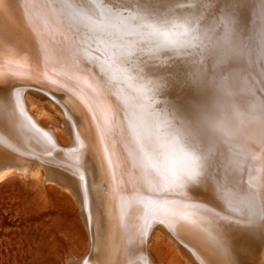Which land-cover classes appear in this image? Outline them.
Returning a JSON list of instances; mask_svg holds the SVG:
<instances>
[{
  "label": "snow or ice",
  "instance_id": "obj_1",
  "mask_svg": "<svg viewBox=\"0 0 264 264\" xmlns=\"http://www.w3.org/2000/svg\"><path fill=\"white\" fill-rule=\"evenodd\" d=\"M23 6L26 23L34 24L37 60L20 53L0 25V80L6 75L42 77L63 88L42 73L54 54L61 65L70 60L78 78L87 72L83 83L101 97L99 117L71 93L64 104L66 116L69 108L86 109L74 129L75 154H64V166L78 179L86 224L94 195L106 225L97 228L95 260L89 264H116L122 250L134 255L136 238L128 236L123 249L122 243L127 221L141 209V244L154 222L164 223L158 219L163 214L180 227L193 225L207 235V264H238L237 255L250 253L252 242L234 246L224 236L223 224L264 234V0H24ZM242 13L251 15L247 25L240 24ZM93 44L101 56L90 54ZM80 55L89 64L95 62V71L81 67ZM173 88L191 94L170 100L166 94ZM105 92L119 100L123 121ZM18 114V101L15 106L12 98L0 101V115L15 122ZM122 123L127 135L117 141ZM246 125L255 126L259 155L244 145ZM33 141L49 157L63 151L51 141V147L38 137ZM118 142L130 145L133 170L155 176L150 194H123V177L131 179L133 171L110 150ZM89 153L97 163L95 178L83 167ZM195 190L211 192L214 198L223 191L220 211L188 198ZM117 233L121 242L114 239ZM254 264H264V252Z\"/></svg>",
  "mask_w": 264,
  "mask_h": 264
},
{
  "label": "bare ground",
  "instance_id": "obj_2",
  "mask_svg": "<svg viewBox=\"0 0 264 264\" xmlns=\"http://www.w3.org/2000/svg\"><path fill=\"white\" fill-rule=\"evenodd\" d=\"M181 2L187 3L188 0H181ZM23 5L24 0H4V12L3 15L0 16V25L12 35L17 50L20 53H27L31 60L35 62L37 60L38 44L35 41V34L33 31L34 24L26 23L25 9ZM250 19V13H242L240 24L247 25L250 22ZM61 47L64 46L61 45ZM95 48L96 45L93 44L89 49L90 54L92 56H101V52L96 51ZM78 59L83 69L92 68L93 71H95V62L89 64L82 55H80ZM70 64L71 61L69 60L64 65H61L56 61V57L53 54L42 69V73L46 72L50 78L58 80L59 84L63 85V88L58 85L54 86L47 83L42 77L40 80H28L16 79L6 75L4 79L0 80V101L12 98L13 106H15V103L18 101L22 111V115L18 114L15 122L9 121L6 117L0 115V180L5 175L14 172L25 174L26 172H30V169H33L32 166L39 165L45 169L46 176L44 180L57 182L67 189L76 200L80 209V218L86 236V250L80 256L68 259L66 264H89V262L95 260L94 250L97 228H104L106 225L102 209L99 207L98 201L94 195L91 200V222L90 224H86L85 215L82 213V201L78 188V179L70 175V169L64 166V154H75L72 151L76 147L74 129L80 125L84 115H86V109L82 107L80 112H73L70 108L67 109L68 115L66 116L64 104L66 98L71 93L75 99H83L87 102L94 110H96L97 116L99 117L101 112L97 108V103L101 97H98L92 88L83 83L82 77L88 75L87 72H81L80 78H78L75 74V70L70 68ZM3 70L7 72V65H3ZM66 71L69 74L66 75ZM110 91H115V87ZM125 91L129 90L125 89ZM26 94H32L34 95L33 97L47 99L50 104L53 105L55 110L61 116L59 123L61 121L64 133L68 140L67 144L61 145L54 130L47 125H43L41 121L38 120L37 116L30 111V106L28 105H30L32 100H30V103H27L28 99L26 100ZM190 94L191 93L188 89L173 88L169 90L166 95L170 100H175L177 97L186 98L190 96ZM103 95L111 105L120 108L119 116L121 121H123L124 109L120 105L117 97L111 95L110 92H105ZM243 132L245 135L244 145L247 150L259 155L261 153V144L255 126L246 125ZM121 135H127L126 125L123 123L121 124V127L117 129V141L120 140ZM34 137H38L39 140L48 147H51V145L48 144V142L51 141L52 144L63 151L55 152L49 157L45 154L40 144L33 141ZM128 146L119 142L114 148L109 145L110 150L116 153L118 160L123 167L126 170L133 171L131 179L128 175L123 177L124 188L126 189L123 194L127 195L129 198H135L141 193L148 195L151 193V187L155 181V176L151 175L144 177L138 169L133 170L134 166L127 155ZM259 163L260 161L257 160L256 166H259ZM83 167L89 174L90 178H95L97 174V163L95 157L91 153L84 157ZM31 172L35 173L36 171L33 170ZM244 179L247 180L246 173ZM186 195L193 201L199 202L203 207L220 211V202L223 199V191L217 193L215 198L211 192L200 190L189 192ZM141 213L142 209L135 212L127 221L128 227L125 233L124 243H122L123 249L127 247V237H135L136 243L134 245V255L128 256L122 250L117 256L116 264H153L148 252V238H150L149 235L151 231L153 233V228H155V226L160 228L161 231H163L165 235L174 242L178 248L176 250H179L181 255L184 253L193 261V264H207L209 260L207 254V235L193 225L180 227L174 218L163 214H161L158 219L163 220L164 223L154 222L147 229V236L141 244L139 242L138 232L141 224ZM222 232L227 239L232 241L234 246L238 247L242 241L252 242V251L250 253L237 255L238 264H254V261L259 259L261 252H264V234H262L259 229L248 231L238 227L236 224L225 223L223 224ZM114 239L117 242H121L120 233H117Z\"/></svg>",
  "mask_w": 264,
  "mask_h": 264
},
{
  "label": "rangeland",
  "instance_id": "obj_3",
  "mask_svg": "<svg viewBox=\"0 0 264 264\" xmlns=\"http://www.w3.org/2000/svg\"><path fill=\"white\" fill-rule=\"evenodd\" d=\"M31 95L25 96L27 103L32 100L30 111L54 130L61 145L67 144L59 113L47 99ZM32 168L35 173L14 172L0 180V264H66L86 250L79 206L63 186L44 180L43 167ZM155 228L148 238L153 264H193Z\"/></svg>",
  "mask_w": 264,
  "mask_h": 264
}]
</instances>
